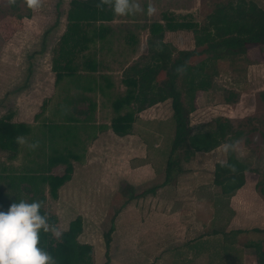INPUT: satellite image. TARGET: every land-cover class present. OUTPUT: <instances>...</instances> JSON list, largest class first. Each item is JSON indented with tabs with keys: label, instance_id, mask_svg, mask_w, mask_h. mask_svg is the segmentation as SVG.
<instances>
[{
	"label": "rangeland",
	"instance_id": "374dc122",
	"mask_svg": "<svg viewBox=\"0 0 264 264\" xmlns=\"http://www.w3.org/2000/svg\"><path fill=\"white\" fill-rule=\"evenodd\" d=\"M70 1L0 0V117L8 116L30 129L20 138L15 157L10 159L0 152V210H7L14 201H39L40 211L52 219L46 232L54 240L71 221L80 218L79 241L92 245L95 260L105 264L104 235L116 226L122 212L141 217L152 210L155 215L165 214L170 208L162 202L166 198L181 202L180 207L188 212L193 209L186 205L189 200L212 202V206L202 207L212 214L201 218L211 223L203 233H219L227 229L233 215L225 213L227 206L222 200L239 198L249 208L234 221V229H242L229 234L234 233L235 241L231 264H264L262 252L242 247L258 240L264 245V199L255 191L261 179L258 173H246L245 188L238 194L221 195L213 184L214 165L226 157L227 146L221 145L213 153H196L182 162L183 173L175 184L162 186L174 128L169 100L137 114L125 137H117L110 129L111 119L127 111L115 112L112 103L127 89L122 83L123 70L147 55L150 25L162 23L164 14L202 24L213 8L226 0H129L132 9L104 23L105 37L93 39L76 59V73L57 82L51 71L52 53L65 30ZM249 1L264 9V0ZM164 41L178 49L194 48L192 34L186 31L166 32ZM85 60L93 61L96 71L87 70ZM217 67L219 74L212 90L196 97L189 125L193 132L204 130L223 117L245 130L257 127L259 131L248 134L249 143L238 140L234 151L240 161L264 173V140L260 135L264 46H250L244 57L220 60ZM163 76L161 73L158 80ZM229 93L237 96L235 103L225 102ZM80 111H88V115ZM68 153L76 157L68 160L73 168L71 179L53 198L40 179L63 174L67 164H50L49 160ZM128 186L136 194L158 188L154 194L129 202ZM113 233L111 241L115 239L119 246V233Z\"/></svg>",
	"mask_w": 264,
	"mask_h": 264
},
{
	"label": "trees",
	"instance_id": "16d2710c",
	"mask_svg": "<svg viewBox=\"0 0 264 264\" xmlns=\"http://www.w3.org/2000/svg\"><path fill=\"white\" fill-rule=\"evenodd\" d=\"M114 2L115 0L69 2L65 30L52 53L51 71L57 82L76 73L75 61L93 39L105 37L107 28L103 24L113 21L119 14L113 10ZM177 31L192 34L193 49H178L164 41L166 32ZM250 46H264V9L249 0H226L225 3L217 4L202 24L164 14L162 23L154 22L150 25L146 40L147 55H142L138 61L123 70L122 83L127 89L123 96L112 103L115 112L118 113L123 108L127 111L118 113L111 119L110 129L117 137H125L131 132L137 114L170 101L174 128L162 186L175 184L177 177L183 173L181 163L187 162L196 153H210L221 145H226L225 160L217 162L213 172V184L219 188L220 194L232 196L245 185V174L253 172L261 177L255 185V191L264 199V173L251 169L247 163L240 161L234 151L238 140L243 139L245 144L249 143L248 134L259 131L257 127L245 130L241 124L235 127L229 119L223 117L213 120L212 125L204 130L193 132L189 125V115L196 108L198 93L212 90L214 86V80L219 74L218 62L242 58ZM83 64L87 70L96 71L93 61L85 60ZM161 73L164 76L162 80H158ZM260 96L264 99V92ZM236 98L235 94L229 93L225 102L235 103ZM80 113L88 115V111ZM261 125L263 130L260 135L264 140V120ZM29 132L27 124L12 122L8 116L0 117V152L7 154L10 159L15 157L20 138ZM69 158L76 157L68 153L66 156L50 158V164H67L64 172L40 179V183L47 186L53 198H57L58 190L71 179L73 168ZM157 188L136 194L128 186L127 201L148 193L154 194ZM46 219L48 223L52 222V219ZM81 232V219L76 218L56 240L42 230L39 234V246L55 258L56 264H95L93 246L79 241ZM113 232L114 227H111L104 235L105 264L110 260L109 247ZM242 247L264 254L261 240L248 241Z\"/></svg>",
	"mask_w": 264,
	"mask_h": 264
},
{
	"label": "crops",
	"instance_id": "0c3cea01",
	"mask_svg": "<svg viewBox=\"0 0 264 264\" xmlns=\"http://www.w3.org/2000/svg\"><path fill=\"white\" fill-rule=\"evenodd\" d=\"M245 185L236 194L243 191ZM149 200L155 202L154 198ZM162 202L170 207L165 214L155 215L152 210L150 212L153 213L149 212L143 218L128 212L120 213L113 233H119V246H116L117 242L114 243L115 239L111 241L109 264H231L235 241L234 233L231 237L229 234L242 229H234V221L243 216L242 211L249 208L246 201L234 197L223 199V204L227 206L225 213L233 214L232 218L230 223H226V230L210 234H204L203 228L207 229L211 223L203 222L201 218L212 214L203 211L202 207L214 203L189 200L186 205H192L193 209L188 212L189 209L181 208V202L174 198H166ZM203 259L207 260L206 263H203ZM95 264L100 263L95 260Z\"/></svg>",
	"mask_w": 264,
	"mask_h": 264
},
{
	"label": "clouds",
	"instance_id": "9594fccd",
	"mask_svg": "<svg viewBox=\"0 0 264 264\" xmlns=\"http://www.w3.org/2000/svg\"><path fill=\"white\" fill-rule=\"evenodd\" d=\"M133 5L115 0L113 10L125 13ZM39 201H14L0 210V264H56L55 258L39 246V234L49 230Z\"/></svg>",
	"mask_w": 264,
	"mask_h": 264
}]
</instances>
